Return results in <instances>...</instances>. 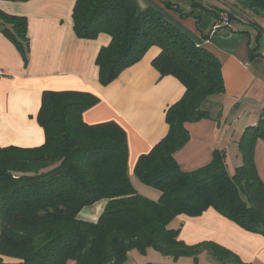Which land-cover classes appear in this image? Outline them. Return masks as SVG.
Here are the masks:
<instances>
[{"label":"trees","instance_id":"trees-1","mask_svg":"<svg viewBox=\"0 0 264 264\" xmlns=\"http://www.w3.org/2000/svg\"><path fill=\"white\" fill-rule=\"evenodd\" d=\"M235 2L236 8L264 12V0ZM165 6L185 17L177 7ZM72 21L81 39L110 36L96 57L101 86L137 63L149 48L158 47L151 65L160 77H174L185 89L165 112L167 134L139 156L133 171L159 196L148 199L133 187L126 135L117 124L82 121L96 97L45 91L36 116L44 143L0 147V264L4 258L19 264H123L129 252L144 254L147 249L194 261L206 250L214 261L246 264L216 243L186 244L169 224L176 217L193 218L213 209L244 231L264 236V184L253 160L257 140L264 141V107L238 141L240 162L232 172L221 151H214L208 164L184 172L173 155L189 140L185 124L209 118L202 103L225 92L220 61L154 8L137 11L129 0H74ZM0 32L26 65V18L0 11ZM253 51L251 58L259 56ZM99 201L106 204L95 222L78 217Z\"/></svg>","mask_w":264,"mask_h":264},{"label":"crops","instance_id":"crops-1","mask_svg":"<svg viewBox=\"0 0 264 264\" xmlns=\"http://www.w3.org/2000/svg\"><path fill=\"white\" fill-rule=\"evenodd\" d=\"M129 1L137 11L154 8L220 61L225 92L202 103L209 118L185 124L189 140L173 158L182 171L191 172L208 164L214 151H221L232 172L240 162L238 141L246 127L256 124L264 107V47L260 43L259 23L234 20L231 11L243 10L236 8L235 0ZM165 3L180 9L185 17L168 9ZM73 5L74 0H0V11L26 18L29 40L28 62L24 65L15 46L0 32V70L4 72L0 77V147L35 148L44 143L43 129L36 122L43 92L91 94L98 102L82 113V121L87 125L114 122L125 132L130 181L140 195L155 201L159 192L144 186L134 176V167L139 156L147 154L167 134L165 112L185 89L174 77H160L151 65L160 52L158 47L149 48L113 82L101 86L96 57L101 48L108 46L110 36L100 33L94 39L77 37L73 30ZM225 12L230 15V26L218 25ZM251 50L259 56L251 58ZM253 160L264 184V141L257 140ZM105 204L99 201L85 207L78 217L95 222ZM169 227L177 230L179 239L186 244L213 242L243 263L264 264V236L244 231L213 209L193 218L176 217ZM149 250L144 254L129 252L123 264H203V258L206 264H230L212 260L206 250L196 261L191 257L173 260L161 256L154 263L148 259ZM1 264L19 261L4 258Z\"/></svg>","mask_w":264,"mask_h":264},{"label":"rangeland","instance_id":"rangeland-1","mask_svg":"<svg viewBox=\"0 0 264 264\" xmlns=\"http://www.w3.org/2000/svg\"><path fill=\"white\" fill-rule=\"evenodd\" d=\"M236 4V2H235ZM231 13L234 16V20L239 21V22H255V20L259 23V28L262 30L261 32V40L260 43L262 42V47H264V12H255V15H252L251 12H246L245 10H236V11H231ZM254 13V12H253ZM225 14L228 19H229V14H227L226 12L223 13ZM230 23H231V19H229ZM152 254H156V255H152ZM148 259L150 262H154L157 260V258H160L162 255L152 249H150L147 253ZM153 256H158V257H153ZM203 264H206V260L205 258L200 259Z\"/></svg>","mask_w":264,"mask_h":264},{"label":"built area","instance_id":"built-area-1","mask_svg":"<svg viewBox=\"0 0 264 264\" xmlns=\"http://www.w3.org/2000/svg\"><path fill=\"white\" fill-rule=\"evenodd\" d=\"M218 25H228L230 26V22L228 17L225 14H221L219 17ZM4 75V72L0 70V77Z\"/></svg>","mask_w":264,"mask_h":264}]
</instances>
